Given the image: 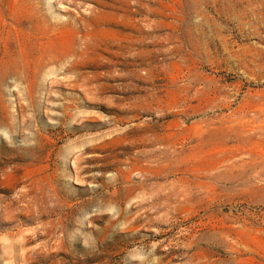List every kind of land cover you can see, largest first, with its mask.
<instances>
[{
  "label": "rangeland",
  "instance_id": "rangeland-1",
  "mask_svg": "<svg viewBox=\"0 0 264 264\" xmlns=\"http://www.w3.org/2000/svg\"><path fill=\"white\" fill-rule=\"evenodd\" d=\"M0 264H264V0H0Z\"/></svg>",
  "mask_w": 264,
  "mask_h": 264
}]
</instances>
